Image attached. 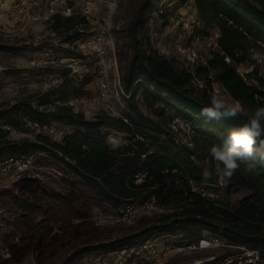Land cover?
Segmentation results:
<instances>
[{
  "label": "trees",
  "instance_id": "16d2710c",
  "mask_svg": "<svg viewBox=\"0 0 264 264\" xmlns=\"http://www.w3.org/2000/svg\"><path fill=\"white\" fill-rule=\"evenodd\" d=\"M151 2L146 0L131 26L133 57L123 79L127 122L108 117L88 120L82 112L66 105H56L53 112L31 104L0 111V159L34 155L35 166L38 160H53L61 171L53 181L64 187L63 191L47 188L39 180L23 178L18 195L6 194L1 207L20 213L26 236L17 243L0 246V250L7 248L11 254L0 264H20L29 258L37 264H51L58 255L74 250L73 243L86 240L82 235L99 227L75 224L77 220L85 221L94 209L141 206L152 201L162 213L145 214L132 226V234L110 245H86L79 254L110 252L121 244L145 242L157 233H191L198 241L202 230H206L226 240L221 247L228 246L227 252L218 261L251 251L257 255V263L264 264V167L249 171L247 165L251 162H242L226 180L229 195L245 194L238 203L223 197H204L192 192L191 187L192 183L206 190L207 184H212L211 179L202 178L203 163L213 162L210 147L222 143L229 129L243 123V118L206 120L201 115L213 94L212 84L219 83L245 109L264 106V77L258 68L248 75L255 83H248L237 71L240 65L254 64L250 50L264 51V0H194L201 19L216 26L220 33L218 48L211 51L207 64L195 74L180 69L155 47L146 27ZM197 76L203 78L201 87L194 85ZM50 95L47 93V98ZM169 110L194 124L191 146L179 143L176 134L170 132L169 123L175 116ZM22 112L40 125H49L53 115L55 120L72 126L74 132L60 143L46 135L12 140L11 131L2 126L15 127L11 119ZM108 123L129 135L128 145L110 147L105 130ZM138 175H145L141 183H136ZM39 216L42 218L36 220ZM116 243L120 245L114 246ZM196 258L183 259L189 263ZM74 260L65 264H73ZM179 261L174 259L169 264H181Z\"/></svg>",
  "mask_w": 264,
  "mask_h": 264
},
{
  "label": "rangeland",
  "instance_id": "374dc122",
  "mask_svg": "<svg viewBox=\"0 0 264 264\" xmlns=\"http://www.w3.org/2000/svg\"><path fill=\"white\" fill-rule=\"evenodd\" d=\"M39 1L44 4L46 0ZM14 2L16 0H0V111L31 104L40 110L53 112L56 105H66L75 112H82L88 120L97 117L120 118V115H125L127 98L123 79L133 57L131 26L146 0H57L56 14L50 20L46 21L41 13L45 12L44 7L38 10L33 8L23 23L17 25L12 23L9 14ZM67 9L71 10L70 17L64 16ZM196 13L198 11L194 0H152L146 26L158 51L180 69L193 74L207 64L211 51L216 50L215 44H218L220 35L216 26L204 21L202 28L193 26L192 19ZM257 68L258 64L255 63L243 64L237 67V71L248 83H255L253 77L248 78V75ZM202 79L197 76L194 85L201 87ZM212 89L213 93L234 101L219 83L214 82ZM49 92L50 99L46 96ZM169 111L175 117H180L173 110ZM11 120L15 127L2 126L3 129H10V139L22 138L21 134L32 139L38 135L31 127L32 121L23 112ZM53 123L67 125L51 115L49 124ZM109 123L105 130L109 134L110 147L117 149L128 145L129 135ZM175 137L183 143L187 141L182 135ZM48 161L45 163L38 160V164L35 166L34 163L27 172L21 175L12 173L8 179L0 182V246H7L12 241L17 243L21 237L26 236L21 226L20 213L1 207L6 194L18 195V184L23 178L39 180L43 187L52 186L63 191L64 187L59 185V181H53V177H57L54 175L61 171L53 160ZM203 166L213 173L212 184H207L204 189L207 195L227 198L232 203H238L245 195L242 192L227 193V181L216 176L214 161L207 160ZM134 206L141 209L140 206ZM155 211L163 212L156 207L145 211L141 209L135 220L129 223L120 220L117 208L94 209L85 221L77 220L75 224L80 223L82 228L87 224H97V230L90 229L93 232L82 235L86 240L76 241L71 246L73 248L76 245L74 250L58 255L50 263L65 264L77 258L73 264H91V257L109 251L93 250L80 255L84 246L110 245L132 234V226L140 217L145 214L153 216ZM41 218L39 216L36 220ZM192 231L196 235V230ZM154 236L162 241L161 250L174 248V251L170 250L172 253L166 256H155L148 264H169L174 259L180 260L181 264H258L256 253L251 251L230 256L225 262L218 261L227 252L225 249L228 246L221 247L226 240L206 230H202V237L198 241L193 234L185 232L157 233ZM216 238L219 239L218 243L213 242L209 248L199 249L202 240ZM128 246L121 244L118 249ZM179 248L184 251H179ZM6 250L1 248L0 253ZM10 256L1 257L0 263ZM188 256L198 258L187 263L183 258ZM20 264H37V261L29 258Z\"/></svg>",
  "mask_w": 264,
  "mask_h": 264
},
{
  "label": "built area",
  "instance_id": "2783aa9c",
  "mask_svg": "<svg viewBox=\"0 0 264 264\" xmlns=\"http://www.w3.org/2000/svg\"><path fill=\"white\" fill-rule=\"evenodd\" d=\"M56 4H57V0H46L44 4L39 0H16V2L13 3L9 11L10 18L14 25L21 24L23 23V21L31 11V9L34 8L38 10V8L44 7L45 12L42 11L41 13L44 15L45 20L47 21L50 20L56 14L55 13ZM71 15H72L71 10L67 9L64 16L70 17ZM192 25L197 28L203 27V20L201 19L198 13L194 15V18L192 19ZM215 45H216L215 48L217 49L218 48L217 42ZM252 51L253 50H251L250 52L251 58H252ZM253 61L255 64H258L259 75L264 77V64L257 63L255 60ZM119 117L127 122V120L125 119V115H120ZM31 127L36 131L38 135L40 134L46 135L50 137L53 141L58 143L62 142L67 135H70L74 132V128L70 125H57L54 123L49 125H40L35 122L32 123ZM7 130L10 129L8 128ZM169 130L173 134L182 135L183 137H186L187 139L186 144L191 146L190 141L193 139L195 134V127L192 122L183 119L181 117H175L169 123ZM21 135L23 137V134ZM177 141L181 143L179 140ZM35 159L36 157L34 155H30L27 157L11 156L4 159L3 161H0V182L8 179V177L11 176L12 173L16 175H21L27 172L35 163ZM144 177L145 175H138L136 179V183H141ZM191 187H192V192L194 193H200L204 197L210 196L209 194L207 195L204 189H198L197 187H194L192 183H191ZM140 207L142 211H145V210L153 209V207H156V204L155 201H152L151 203L141 205ZM141 209L135 207L132 204L120 206L117 208L120 216V220L122 222H129V223L135 220ZM159 240L160 239L158 237H154L145 242L132 244L129 245L128 247H124L122 249H116L106 254L95 255L91 257V264H137L138 261L149 262L151 261V259H155V256L158 257L161 255L166 256L168 253L170 254L174 251L173 250L174 248L172 249L167 248L161 250L160 248L162 246L161 243L162 241ZM203 241L204 240L201 241V244ZM207 242L209 243V246H211L213 242L215 244L218 243L219 239L216 238L214 240H210ZM200 246L202 245H199V248ZM170 250H172V252H170ZM178 250L184 251V249L182 248H179ZM9 256L10 255L8 250L0 253V258L1 257L7 258Z\"/></svg>",
  "mask_w": 264,
  "mask_h": 264
},
{
  "label": "clouds",
  "instance_id": "9594fccd",
  "mask_svg": "<svg viewBox=\"0 0 264 264\" xmlns=\"http://www.w3.org/2000/svg\"><path fill=\"white\" fill-rule=\"evenodd\" d=\"M252 59L264 64V51H252ZM201 115L206 120H237L243 123L231 128L223 137L222 143L214 144L209 155L216 163L215 174L223 180L230 179L240 168V163L250 161L249 171L264 167V106L245 109L241 103L229 100L218 94H211L209 105L202 108ZM213 173L205 168L202 178L208 181Z\"/></svg>",
  "mask_w": 264,
  "mask_h": 264
},
{
  "label": "bare ground",
  "instance_id": "6f19581e",
  "mask_svg": "<svg viewBox=\"0 0 264 264\" xmlns=\"http://www.w3.org/2000/svg\"><path fill=\"white\" fill-rule=\"evenodd\" d=\"M201 245H202V246H200L199 249H207V248L210 247V246H209V243L207 242V240H204V241L202 242Z\"/></svg>",
  "mask_w": 264,
  "mask_h": 264
}]
</instances>
